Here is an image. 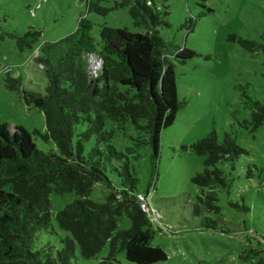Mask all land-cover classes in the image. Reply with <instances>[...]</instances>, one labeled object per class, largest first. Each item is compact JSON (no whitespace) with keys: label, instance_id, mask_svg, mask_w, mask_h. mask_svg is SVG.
I'll return each instance as SVG.
<instances>
[{"label":"trees","instance_id":"trees-1","mask_svg":"<svg viewBox=\"0 0 264 264\" xmlns=\"http://www.w3.org/2000/svg\"><path fill=\"white\" fill-rule=\"evenodd\" d=\"M119 5L129 7L135 26L143 27V32L104 26L98 48L91 21L81 15L73 32L53 42L44 41L39 48L36 62L46 75L44 93L25 89L19 78L5 79L25 105L43 113L46 133L39 135L54 142L58 152L44 153L23 126L8 130L0 121V264H72L77 254L91 259L104 248L107 253L97 264H118L120 254L132 264L168 259L162 248L152 245V237L144 234L151 223L136 200L145 198L147 191H138L132 164V158L138 159L140 154L122 144L118 148L116 140L126 124L146 134L145 145L155 166L161 132L174 123L181 106L175 65L158 35L163 21L155 0H121ZM86 11L105 13L98 0H88ZM7 36L22 51L38 43L41 33L30 28ZM237 41L250 52L261 48L264 56V45L242 38ZM180 49L174 55L180 63L196 55L186 47ZM252 107L249 123L255 130L264 121V103L253 102ZM191 148L205 156L203 170L191 177L199 188L192 213L199 215L203 209L218 212L213 203L217 191L224 189L229 194L233 185L218 165L228 163L233 170L247 151L231 132L219 139L215 130ZM251 174L248 168L246 177ZM98 182L110 188L106 202L88 198L90 187ZM208 189L212 191H205ZM65 193L77 198L51 212L50 196ZM115 195L132 204L126 211L128 228L117 225L119 204L110 202ZM201 226L217 230L210 219H204ZM56 228L63 236L52 245L43 235H58Z\"/></svg>","mask_w":264,"mask_h":264},{"label":"rangeland","instance_id":"rangeland-1","mask_svg":"<svg viewBox=\"0 0 264 264\" xmlns=\"http://www.w3.org/2000/svg\"><path fill=\"white\" fill-rule=\"evenodd\" d=\"M87 1L0 0V121L8 130L23 126L44 153L58 150L54 142L40 136L46 133L43 113L25 105L21 94L10 90L5 79L19 78L25 89L44 93L47 79L36 62L39 48L44 41L53 42L73 32L81 15L91 21V35L98 48L104 26L144 31L135 26L129 7L119 5L121 0H98L105 13H88ZM155 3L163 21L158 35L175 65L181 106L174 123L161 132L154 167L150 148L145 145L146 134L126 124L117 132L116 140L118 148L122 144L140 154L138 159L132 158V164L138 191H147L148 209L136 200L151 223L144 234L151 236L152 245L162 248L168 256L166 261L155 264H264V121L255 130L249 123L253 102L264 103V56L259 46L257 52H250L237 41L242 38L264 45V0ZM30 28L41 33L40 41L20 51L7 34H22ZM182 47L196 53L185 63L174 58ZM212 130L219 139L224 132H231L247 155L235 162L233 170L228 163L218 165L233 180L229 194L224 189L217 191V201L213 203L219 211L203 209L194 215L199 188L191 177L203 170L205 156L196 154L191 146ZM248 168L252 170L250 178L246 177ZM108 196L110 188L102 182L94 183L88 192V198L96 202H106ZM76 198L74 193L52 194L51 212L56 213ZM110 202L119 204L118 227L128 228L126 211L132 208L130 201L115 195ZM204 219L214 222L217 230L203 228ZM56 231L58 235H43L52 245H57V238L63 236L57 228ZM106 251L104 248L91 259L77 254L72 264H97ZM118 264L132 263L120 254Z\"/></svg>","mask_w":264,"mask_h":264},{"label":"built area","instance_id":"built-area-1","mask_svg":"<svg viewBox=\"0 0 264 264\" xmlns=\"http://www.w3.org/2000/svg\"><path fill=\"white\" fill-rule=\"evenodd\" d=\"M140 202H141V205L144 209H148L147 207V197L143 198V197H140Z\"/></svg>","mask_w":264,"mask_h":264}]
</instances>
